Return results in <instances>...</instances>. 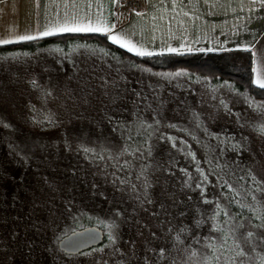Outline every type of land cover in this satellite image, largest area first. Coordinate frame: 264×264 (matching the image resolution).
<instances>
[{
	"label": "rangeland",
	"instance_id": "obj_1",
	"mask_svg": "<svg viewBox=\"0 0 264 264\" xmlns=\"http://www.w3.org/2000/svg\"><path fill=\"white\" fill-rule=\"evenodd\" d=\"M201 76L189 70L155 72L121 59L102 43L81 40L0 52L5 196L17 191L24 214L29 207L40 210L36 214L48 225L51 246L58 240V253L59 240L86 215L122 239L118 253L108 247L77 258L53 252L60 263L110 264L115 254H129L153 264L176 216L191 208L185 182L194 184L197 167L220 202L239 211L230 201L254 205L246 192L250 176L264 181V136L257 131L264 126V102L233 83ZM222 186L224 192L216 191ZM246 209L243 215L250 212ZM15 231L6 233L0 264L17 263L7 249L11 237L17 244Z\"/></svg>",
	"mask_w": 264,
	"mask_h": 264
},
{
	"label": "trees",
	"instance_id": "obj_2",
	"mask_svg": "<svg viewBox=\"0 0 264 264\" xmlns=\"http://www.w3.org/2000/svg\"><path fill=\"white\" fill-rule=\"evenodd\" d=\"M61 37L70 38L72 40L76 38L75 35H66ZM80 38H82V41L84 42L86 41L89 43L94 42L104 44L108 50L114 52L121 59L130 61L133 65L142 66L155 72L189 70L194 74L202 75L201 77H208L216 83H233L238 91L244 93L246 92L254 100L264 102V89L257 88V86L253 83V56L249 52H222L194 55L163 54L154 55L151 57H138L112 45L105 36L91 35L80 36ZM60 39V37H51L45 39L43 41V44L50 45L58 42V40L60 41ZM33 45L34 44H22L0 47V52H7L18 47L19 49H29V47L32 48ZM200 179H202L200 172H197V177L195 178L194 184L186 190V194L189 196V199L191 201V208L189 211H182L178 216H176L177 220L175 221V226L172 225L168 230V240H160L161 244L157 245L155 254L153 253V264H181L182 262L179 260V258L182 259V257L189 258L190 260L188 263L182 264H225L217 262H219L221 259L225 260L235 255L233 247H230L227 244H223L224 242L221 239L220 233L210 231V229L213 223H220L224 228L225 233L227 234L230 229L235 228L236 225L240 223L239 218H237L235 221H232L229 220V217L240 211L236 207H233L232 204H225L223 202H220V198L217 199L216 197H214L211 193L213 188L211 187V185L207 184V182L204 185L205 195L202 198L200 195V189H197L195 187L196 182ZM1 181L2 180L0 179V182ZM262 187H264V185H262ZM189 191H192V193H189ZM216 191H218L219 193L224 192L223 186L218 187ZM248 192L249 190L246 192L249 198L248 200L253 202L251 200V197L248 195ZM255 194L259 198V200H264V194L260 192ZM19 198H21L20 195L18 196L17 191H15L14 195H12L9 199L4 194V187L0 185V258L3 250L2 246H5L4 241L6 233L8 231L7 236H10L13 228L17 229V231H15V234L18 235V241L15 245V241L11 237V241L8 242L7 249L11 251V253H8V255L12 257V260L17 261L16 264H72L60 263L62 262L61 257L59 259H56L55 253L57 255L63 254L66 257L70 258H77L99 249H106L107 247L109 249L112 248V250L110 251H115L116 253H118L117 248L120 246L119 242H121L122 239L116 241V243L118 244H112V242L108 238L109 229L100 226L94 218H90L86 215L83 218V224L77 225L74 229L79 230L82 229L81 227L85 228L88 226H97L103 229L105 231V241L103 245L77 256H68L60 250L59 254L57 252L58 240L55 237H52V235L50 234L52 238H55V240L51 242V246L50 240L47 239V237L49 236V232H46V228L48 225L42 223L43 221L41 222V220L39 219L40 216L38 218V215L36 213L39 209L36 211L32 207H29V211L24 214V202ZM203 199H207L211 201V203H204ZM217 204H219L220 208H222L224 212L228 213V216H225L223 213H221L217 220L213 221L209 218L212 217L217 211ZM79 205L80 204H78L77 207L80 210L81 205ZM180 205L183 206V203H180ZM254 207L258 208L260 207V205L254 203ZM81 210H84V206L83 209L81 208ZM246 210H248V208ZM28 214H30L31 216H28ZM39 215H41L40 210ZM46 216V214L42 215V217ZM249 216H252V212L251 215L250 212L244 215L245 219L243 220V223L245 227L243 229H239L237 231V234H239V231H253L257 233V235H264V230L253 228L251 224H249ZM117 217H120V215ZM197 220H203L206 222L197 227L195 223ZM225 221H227V223H224ZM9 228H11V230H8ZM182 228H184L185 231L181 232L180 230ZM178 236L179 239H177ZM231 242V240L228 241V243ZM210 244H215V248H217L218 250L217 255L212 254L215 252V248H210L208 246ZM16 247H18V250L16 249ZM180 248H184L183 251H185L186 253H182V250ZM161 249H163L164 251L163 257H161L159 254ZM249 252L251 259L245 260V264H261V258H263L264 256V246L257 247L255 252H251V250H249ZM4 256L2 255V257ZM114 256L110 258V264H144V261L141 260L139 256L131 257L129 254H122L121 256H118L120 258H117L116 254ZM215 257H219V261L215 260Z\"/></svg>",
	"mask_w": 264,
	"mask_h": 264
},
{
	"label": "crops",
	"instance_id": "obj_3",
	"mask_svg": "<svg viewBox=\"0 0 264 264\" xmlns=\"http://www.w3.org/2000/svg\"><path fill=\"white\" fill-rule=\"evenodd\" d=\"M132 1L121 0L120 6H114L111 0H38V3L37 0H0V40L15 39L25 34L35 35L42 30L43 25L62 19L66 12H76L80 16L91 15L93 20L99 14L116 25L117 33L134 28L136 35L131 36L132 41L143 43L144 47L155 53L194 55L249 52L253 56V68L264 75V2L182 0L173 8L174 0H164L163 4L159 0H140V12L152 13L141 19L134 14L137 10L129 6L128 3ZM152 4L155 7H151ZM184 11L188 12V16L183 15ZM161 15L163 20L159 19ZM173 34L183 39H170ZM66 35H75L73 40L81 41L83 39L80 36H105L97 33H66L35 41L0 43V47L43 44L45 39L51 37L70 39L61 37ZM169 46L177 48L180 54L168 52ZM209 48L213 51H207ZM13 50L21 49L18 47Z\"/></svg>",
	"mask_w": 264,
	"mask_h": 264
},
{
	"label": "snow or ice",
	"instance_id": "obj_4",
	"mask_svg": "<svg viewBox=\"0 0 264 264\" xmlns=\"http://www.w3.org/2000/svg\"><path fill=\"white\" fill-rule=\"evenodd\" d=\"M163 2L164 0H159V3L163 4ZM177 2H182V0H174V2L172 3L173 8L177 6ZM258 2H264V0H252V3H258ZM111 3L114 6H120L121 0H111ZM89 7H91V5H89ZM151 7H155V4H152ZM134 14L136 17L143 19L145 15H149L152 13L151 11H149L148 13L136 11ZM113 15H115V13H113ZM183 15L188 16V12L184 11ZM159 19L163 20V16L161 15ZM115 29H116V25L114 23H110L108 20H106L99 14L96 16L95 20H93L91 15L80 16L76 12H72V13L66 12L62 19H58L54 23L49 22L43 25L42 30L38 31V33L35 35L33 34L20 35L15 39L0 40V43L11 44L18 42L35 41L42 39L44 37L57 36L66 33H87V34L97 33V34L105 35L108 38V40L111 41L112 44L118 45L120 48L125 49L127 52L132 53L138 57H151L153 55L163 54V53H155L153 51L148 50L146 47H144L143 43H134L131 39V36L136 35V31L134 28L129 29L127 31L122 30L120 33H117ZM183 31L186 32L187 29H184ZM170 39H183V37L182 36L176 37L173 34L170 37ZM77 47L86 48L87 46L78 45ZM245 50H249V49H245ZM53 51L60 52L62 50L54 49ZM167 51L180 54L177 48H173L171 46L168 47ZM189 51H191V49H189ZM198 51H204V49H198ZM207 51H213V49L209 48L207 49ZM106 54L107 53H105V55ZM253 72L257 73L256 77L253 80V83L257 86V88L264 89V75L257 72V69L255 68H253ZM175 75H181V73H176ZM47 94L50 95V93ZM261 107L264 108V105H261ZM49 120H51V117H49ZM257 131L259 135L264 136V126H261ZM233 147L238 149L240 146L234 145ZM84 151L88 152L91 150L85 148ZM190 155L192 154L190 153ZM193 159H195L194 155H193ZM196 170L200 172L202 179L196 182L195 187L197 189H200V195L203 198L205 195L204 185L208 181V176L205 175L204 172L199 167H197ZM191 179L192 177L191 175H189V180ZM250 179L252 181V187L249 190L248 195L251 197V200L255 204H259L260 207L257 208L254 207V205L241 204L239 201H230V203L232 202L237 203L241 211L229 217V220L235 221L237 218H239L240 223L236 225L235 228L230 229L227 234L225 233V230L220 223H213L210 229V231L220 233L221 239L223 240L224 244H227L229 240L232 241L235 255L231 258L226 259L225 264H245V260L251 259L249 250H251V252H255L257 247L264 246V235H257V233L253 231H239V234H237V231L239 229H243L245 227L243 223V220L245 219L243 215V209L245 207H247L248 210L252 212V216L248 218L249 224H251L253 228L264 230V200H259L255 194L257 192L264 194V187H262V185H264V181L258 180L254 175L250 176ZM185 183L188 187H191V185L188 184L187 181ZM227 187L229 191H235L234 189L231 188L230 185H227ZM203 202L211 203V201L207 199H203ZM216 208L217 211L209 219L216 221L217 218L221 215V213H223L225 216H228V213L224 212V210L220 208L219 204L216 205ZM116 215L119 216L120 213L117 212ZM205 222L206 221L203 220H197L195 223L197 227H199ZM224 223H227V221H225ZM114 226L115 225H111L110 227H114ZM180 231L183 232L185 231V229L182 228ZM108 238L112 242V244H115L117 241V236L114 235L111 231L108 233ZM177 239H179V236L177 237ZM208 246L211 248H215V244H210ZM117 251H119V249H117ZM159 254L161 257L164 256L163 249L160 250ZM216 259L217 261H219V257H217ZM261 264H264V258H261Z\"/></svg>",
	"mask_w": 264,
	"mask_h": 264
},
{
	"label": "water",
	"instance_id": "obj_5",
	"mask_svg": "<svg viewBox=\"0 0 264 264\" xmlns=\"http://www.w3.org/2000/svg\"><path fill=\"white\" fill-rule=\"evenodd\" d=\"M105 241V231L97 226H88L75 230L62 237L58 248L68 256H77L100 247Z\"/></svg>",
	"mask_w": 264,
	"mask_h": 264
},
{
	"label": "built area",
	"instance_id": "obj_6",
	"mask_svg": "<svg viewBox=\"0 0 264 264\" xmlns=\"http://www.w3.org/2000/svg\"><path fill=\"white\" fill-rule=\"evenodd\" d=\"M129 6L137 11L141 10L142 4L140 0H133L131 3H128Z\"/></svg>",
	"mask_w": 264,
	"mask_h": 264
}]
</instances>
